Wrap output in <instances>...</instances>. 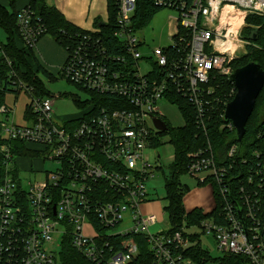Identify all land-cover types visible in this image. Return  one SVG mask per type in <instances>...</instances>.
<instances>
[{"label": "built area", "instance_id": "2783aa9c", "mask_svg": "<svg viewBox=\"0 0 264 264\" xmlns=\"http://www.w3.org/2000/svg\"><path fill=\"white\" fill-rule=\"evenodd\" d=\"M152 5L173 8L179 17L172 44L145 55V38L140 36L145 27L139 25ZM114 7L113 19L107 16L102 22L113 25L119 54L92 36L65 48L68 57L60 74L91 94L89 102L76 99L84 111L70 120L59 119L50 94L41 96L21 80L17 86L38 95L29 107L31 122L19 126L10 121L11 108H0L2 132L11 140L41 146L39 160L50 159L55 166L45 177L34 175L25 183L22 158L31 161V174L43 169L29 155L13 156L6 163L7 175L0 184V264H61L67 239L95 264H203L190 254V247L201 243L200 233L187 232L196 226L202 234H213L223 254L264 264V239L258 228L247 225L250 202H237L228 170L210 148L189 154L187 173H206L202 181L221 183L216 213L153 233L158 217L143 211L150 201L148 182L161 166L153 165L146 153L159 146L155 142L160 144L163 133L154 120L172 125L159 102L179 108L173 99L177 92L203 114L204 95L212 90L204 84L213 72L230 78L232 61L246 51L242 33L247 19L264 12V0H114ZM17 20L24 45L35 51L46 32L41 19L35 20L25 7ZM142 59L151 65L148 71ZM226 122L235 129L231 120ZM237 149L234 145L229 155ZM4 150L10 158V148Z\"/></svg>", "mask_w": 264, "mask_h": 264}, {"label": "trees", "instance_id": "16d2710c", "mask_svg": "<svg viewBox=\"0 0 264 264\" xmlns=\"http://www.w3.org/2000/svg\"><path fill=\"white\" fill-rule=\"evenodd\" d=\"M107 2L108 16L113 19L116 13L114 0H107ZM11 6L14 7V1ZM27 7H30L34 12L35 20L41 19L46 28L44 35H51L64 48L70 49L86 36H92V38L101 41V44L106 45L109 52L115 54L121 52V47L113 36V25L110 23L101 25L102 21H99L96 26L99 30L91 31L69 21L56 6L49 4L48 0H31ZM158 10L155 6H150L146 14L142 16L139 27H146ZM18 13L19 11L16 9L12 11L0 4V27L9 35L6 44L0 41V108L5 105L7 91L12 89L11 86H17L20 80H24L28 87H33L34 91L41 96L49 94L30 65L29 70L22 71V64H29L26 59L27 55L35 56L36 54L34 50L26 47L24 42L23 49H20L16 44L18 38L23 41L17 25ZM242 35L248 44L246 51L232 61L233 69L240 68L250 62L260 63L264 69V12L248 17ZM35 58L37 59L36 56ZM40 67L43 69L42 65ZM208 87H212V90L204 95L206 103L203 114H199L193 104L175 92L173 99L185 116V123L178 127L168 124V130L161 134L169 136L170 142L175 145L177 151L175 160L169 165L170 173L166 182L168 204L165 210L172 223L170 229H179L184 223L193 224L212 213L207 214L198 209L186 212L183 193L185 190H189V186L182 184L180 180V175L187 173L190 162L189 154L200 149L210 148L220 166L227 168V182L233 190L234 197H238L237 202L242 205L241 199L243 198L250 202L252 214L247 220V225L258 228L264 239V88L257 98L255 109L247 123V131L241 146L236 138V130L230 127V122L227 123L224 118L226 104L236 94L234 82L226 75L213 72L209 81L204 84V88ZM26 113L28 116L30 115L29 107ZM1 118L0 114V184L7 175L6 163L10 161L11 157L13 160V156L30 154L25 143L3 136ZM197 120L200 122L197 123ZM155 144L160 145L159 141H156ZM234 145L238 148L237 152L234 156H230L229 150ZM8 147L11 150L10 158L7 157L4 150ZM158 168L161 167L158 166ZM213 182L217 195V205L214 209L216 213L219 206L221 183ZM244 212H246L245 209ZM115 244L119 246L118 239ZM190 254L199 263L207 264L213 261L201 243L193 244L190 247ZM60 259L61 264H95L77 251L69 239L63 243ZM215 264L252 263L245 256L224 254L215 260Z\"/></svg>", "mask_w": 264, "mask_h": 264}, {"label": "rangeland", "instance_id": "374dc122", "mask_svg": "<svg viewBox=\"0 0 264 264\" xmlns=\"http://www.w3.org/2000/svg\"><path fill=\"white\" fill-rule=\"evenodd\" d=\"M178 17V11L173 8L161 7L158 10L151 22L140 33L141 38H145V44L142 47V51L145 55H150L152 49L155 47H163L172 44L171 35L176 30ZM46 37L49 43L41 46L42 54L39 55L38 53L40 60L38 57L36 59L34 55L28 54L26 59L29 64H22V71L26 72L29 70V65L32 67L33 71L37 73L36 77L50 94L49 98L54 100V111L56 116L59 119L70 120L84 111V108L76 102V99H79L81 102H89L92 96L89 92L80 89L77 85L68 81L62 73L60 74V68L58 69L56 65L59 66L61 64L65 55L64 51L66 50L60 43L56 42L51 35L48 34ZM8 40L9 35L0 27V41L6 44ZM51 41L57 48L58 46L62 48L63 52L60 55L53 49ZM16 44L20 49H23V41L20 38L16 40ZM40 65H42L43 69ZM141 65L144 71H148L151 67L144 59H142ZM11 87L15 91L12 89L7 91L5 97V105L12 110L10 121L19 126L28 125L31 122V117H29L31 115L28 116L26 111L27 108L30 107L33 98H38V95L26 89L25 85L22 87ZM58 95H60V97H58ZM159 103L161 112L165 115L169 123L176 127L182 126L185 123V117L177 106L169 103L167 100L160 101ZM2 134L5 138H9L7 132L3 131ZM26 146L30 149L29 157L35 163L34 166H37L39 170H43L31 174L27 169L21 168L20 174L24 177L25 183H27L29 178H35L34 175L40 178L45 177L46 173L53 170L55 167L50 159L46 161L39 160L40 152L38 149L41 146L33 143H28ZM176 152L175 145L170 142L169 136L166 135H162L159 146L149 148L146 151L153 165L157 163L161 165V168L155 171L154 176L151 177L148 182L150 201L143 208L145 214L154 213L158 217V224L151 228L153 233L169 229L172 225L169 214L165 210L168 204V199L166 198V182L167 176L170 173L169 165L175 160ZM158 154H160L161 157H158ZM205 174L206 173H199L195 176L189 173H183L180 175L182 184H187L189 186V190H185L183 193V204L186 208V212L198 209L209 214L214 211L217 205L216 186L211 180L202 181L206 176ZM125 222H129L128 217L125 219ZM187 232L190 234L196 232L200 233L202 246L213 260L208 264H215L216 259L224 256L218 249L213 234H202L198 226L188 228Z\"/></svg>", "mask_w": 264, "mask_h": 264}, {"label": "water", "instance_id": "95a60500", "mask_svg": "<svg viewBox=\"0 0 264 264\" xmlns=\"http://www.w3.org/2000/svg\"><path fill=\"white\" fill-rule=\"evenodd\" d=\"M100 24L104 25V22ZM230 79L235 83L237 92L226 106L225 120L233 122L237 141L242 146L247 123L255 109L257 98L264 88V69L260 63L250 62L235 69ZM154 121L160 131L164 132L168 129V125L163 120L156 118ZM241 219L243 220L242 216Z\"/></svg>", "mask_w": 264, "mask_h": 264}, {"label": "crops", "instance_id": "0c3cea01", "mask_svg": "<svg viewBox=\"0 0 264 264\" xmlns=\"http://www.w3.org/2000/svg\"><path fill=\"white\" fill-rule=\"evenodd\" d=\"M12 1H14V7L11 6ZM30 2L31 0H0V4L7 7L9 10L11 9L12 11L14 9L20 11L21 9L27 7ZM48 3L56 6L69 21L87 30H94L99 21L105 20L108 16L107 0H48ZM46 38V35H44L38 41L34 51L36 54L35 56L38 57L39 60V55L42 54L41 46L47 45L49 43V40ZM51 45L55 52H57L59 55L63 52L62 48H60V46L57 48V46L53 44L52 41ZM64 52L65 55L61 61V64L59 66L56 65L58 69L61 68L67 60L68 53L67 51ZM20 161L22 169H27L28 171L31 168V161L28 158H22Z\"/></svg>", "mask_w": 264, "mask_h": 264}, {"label": "bare ground", "instance_id": "6f19581e", "mask_svg": "<svg viewBox=\"0 0 264 264\" xmlns=\"http://www.w3.org/2000/svg\"><path fill=\"white\" fill-rule=\"evenodd\" d=\"M18 144V143H17ZM22 145V144H21ZM19 146V145H18Z\"/></svg>", "mask_w": 264, "mask_h": 264}]
</instances>
